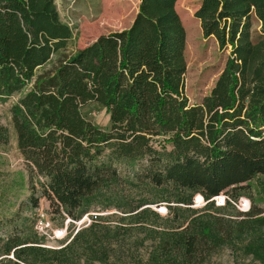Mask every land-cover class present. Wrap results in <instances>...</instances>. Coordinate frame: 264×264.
<instances>
[{"label":"trees","instance_id":"1","mask_svg":"<svg viewBox=\"0 0 264 264\" xmlns=\"http://www.w3.org/2000/svg\"><path fill=\"white\" fill-rule=\"evenodd\" d=\"M176 1L139 0L128 28L67 52L73 31L54 0H0V98L16 97L10 124L32 182L29 206L44 198L52 213L77 221L103 208L105 195L118 197L134 185L177 194L145 197L125 209L136 211L128 219L136 218L137 230L154 241L147 257L131 264H203L223 239L243 232L238 224L264 231L262 209L225 222L203 212L225 214L229 203L208 200L222 192L235 200L250 180L264 176V0H200L193 16L203 37L229 53L196 104L184 94L186 34ZM107 12L104 7L99 20ZM252 16L260 23L255 40ZM90 102L104 107L108 128L83 116ZM120 164L128 169L121 172ZM185 191L199 193L204 208H190ZM159 199L188 207L162 219L143 207ZM149 216L163 223L146 229L141 224ZM133 227H111L95 215L59 248L12 241L0 253L11 257L0 264H130L124 253L130 246L118 263L113 259Z\"/></svg>","mask_w":264,"mask_h":264},{"label":"rangeland","instance_id":"2","mask_svg":"<svg viewBox=\"0 0 264 264\" xmlns=\"http://www.w3.org/2000/svg\"><path fill=\"white\" fill-rule=\"evenodd\" d=\"M199 3L200 0H177L175 3L186 34L184 94L189 104L199 103L210 92L229 53V48L220 50L213 37H203L199 22L193 16ZM54 4L60 19L67 23L73 31V37L66 47L67 52H72L90 43L101 34L128 28L138 10L139 0H54ZM104 7L108 9V15L99 20L98 15ZM251 22V38L255 40L259 35L260 23L254 16H252ZM15 101V96L6 99L0 98V128L2 129V134H0V253L12 241L25 239L36 242L32 245L46 248L62 247L70 241L77 230L91 222L92 216L97 215L101 218L102 223L109 224L111 227L122 224L134 226L128 233L129 237H126L123 247L121 246L118 251L115 250L113 259L115 263H118L119 253L123 251V248L127 250L128 246L131 247V250L124 253L130 257L125 262L135 263L139 258L145 259L154 243L151 239L152 235L147 230H137L136 218L134 221L128 219L129 215L136 211L132 213L124 211L135 206L145 197L155 198L158 196L172 199L177 194L165 189H149L134 185L130 189L119 192L118 197L105 195L102 201L103 208L93 207L77 221L63 219L52 213L44 198L39 199L37 208H31L28 198L32 194V182L28 176L26 163L17 150L15 135L10 124L9 109ZM81 112L97 127L108 128L109 116L102 105L90 102L81 109ZM119 169L121 172H125L128 168L124 164H120ZM247 184L248 187L241 191L235 200L230 197L229 193L225 194L235 202L241 198L248 200V209L244 210L242 206L237 208L229 203L227 205L228 212L225 214H218L212 210L203 212H210L225 222L227 219L240 220L244 218L236 216V212L242 213L252 209L264 210V176H256ZM33 194L37 196L38 191ZM182 195L191 199L190 208L192 209H202L206 204L202 203L199 193L185 191ZM161 200L163 199L143 207H149L162 219L184 213L183 210L178 211L174 208L185 209L188 207L172 200ZM154 222L157 225L160 222L163 223L149 216L141 225L146 229L154 228L156 225ZM238 225L242 226L243 232L241 234L234 233L230 239L225 241L223 239L203 264H264V231L257 227L251 228L250 226L253 224L249 222ZM112 234V236H116L114 233ZM114 237L112 238L115 240ZM117 238L118 242L122 240L121 235H117ZM3 257L10 258L11 254L0 256V258Z\"/></svg>","mask_w":264,"mask_h":264},{"label":"built area","instance_id":"3","mask_svg":"<svg viewBox=\"0 0 264 264\" xmlns=\"http://www.w3.org/2000/svg\"><path fill=\"white\" fill-rule=\"evenodd\" d=\"M202 203H207V201H204L203 198L201 197ZM209 202H213L214 206L217 207H222L225 206L226 203H231L232 205L236 206L237 208H240L241 206L244 207L245 209L249 208V201L241 198L240 200H237L236 202L232 200L229 196H227L225 193H220L217 196L211 197ZM241 210V209H240Z\"/></svg>","mask_w":264,"mask_h":264},{"label":"water","instance_id":"4","mask_svg":"<svg viewBox=\"0 0 264 264\" xmlns=\"http://www.w3.org/2000/svg\"><path fill=\"white\" fill-rule=\"evenodd\" d=\"M200 196V198L202 197L201 195H199Z\"/></svg>","mask_w":264,"mask_h":264},{"label":"bare ground","instance_id":"5","mask_svg":"<svg viewBox=\"0 0 264 264\" xmlns=\"http://www.w3.org/2000/svg\"><path fill=\"white\" fill-rule=\"evenodd\" d=\"M200 197V196H199ZM202 200V199H201Z\"/></svg>","mask_w":264,"mask_h":264}]
</instances>
